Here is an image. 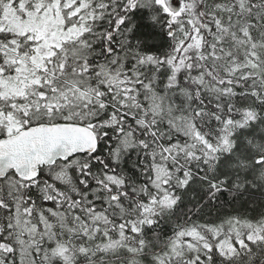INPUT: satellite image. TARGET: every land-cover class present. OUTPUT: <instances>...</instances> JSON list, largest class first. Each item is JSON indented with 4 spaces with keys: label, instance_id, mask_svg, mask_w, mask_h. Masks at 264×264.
<instances>
[{
    "label": "snow or ice",
    "instance_id": "obj_1",
    "mask_svg": "<svg viewBox=\"0 0 264 264\" xmlns=\"http://www.w3.org/2000/svg\"><path fill=\"white\" fill-rule=\"evenodd\" d=\"M0 264H264V0H0Z\"/></svg>",
    "mask_w": 264,
    "mask_h": 264
}]
</instances>
